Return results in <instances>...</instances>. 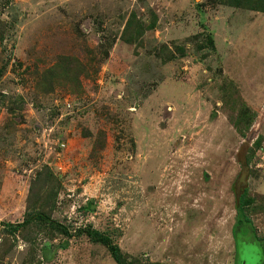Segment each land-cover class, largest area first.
<instances>
[{
    "label": "rangeland",
    "instance_id": "1",
    "mask_svg": "<svg viewBox=\"0 0 264 264\" xmlns=\"http://www.w3.org/2000/svg\"><path fill=\"white\" fill-rule=\"evenodd\" d=\"M1 36L0 264H118L88 228L142 264H238L242 243L264 256V12L0 0ZM60 55L86 65L82 85L48 92ZM41 212L71 235L11 230Z\"/></svg>",
    "mask_w": 264,
    "mask_h": 264
},
{
    "label": "trees",
    "instance_id": "2",
    "mask_svg": "<svg viewBox=\"0 0 264 264\" xmlns=\"http://www.w3.org/2000/svg\"><path fill=\"white\" fill-rule=\"evenodd\" d=\"M231 6L235 7H242L244 9H252V10H258L260 12H264V0H227ZM136 15L132 14L131 17L128 19V22L126 24V28H129L131 26H135L136 33L137 35H141L142 31L146 29L145 24H142L138 22L135 19ZM134 22V24H133ZM149 27H153L150 26ZM1 39L3 36L0 37ZM131 40L127 39L128 42L133 41L132 38ZM207 44L211 46H215V40L214 36H209L207 38ZM57 65V66H55ZM55 65L52 66L50 69L49 76L47 77L50 80V83L47 84L48 86L46 87V91H51L53 89L54 82L59 80L61 77L66 78L67 81H72L73 84L78 86H81V77L82 75L86 72V65L83 64V62L76 56H69V55H60L58 57L57 62ZM82 74V75H81ZM45 77V76H44ZM240 115L239 118L240 120L245 121L247 120L248 122L245 123L248 125L251 124L252 120L254 119V116L252 113L249 114V111L245 109V107L241 108L239 110ZM254 114V113H253ZM259 141V140H258ZM257 141V145L259 144ZM253 201V198L248 196L247 193L243 194L241 197V204L238 207V211L242 212V215H244L245 219H250V217L246 214V207L250 206ZM260 208H264V202L263 205H260ZM257 209V208H256ZM253 210H255L253 208ZM239 222H242V218L239 217ZM43 222L46 225V228L52 230V229H57L60 233L65 234V235H71L70 229L68 228L67 225L61 224V223H56L52 221L48 216L45 214L38 213L35 216H27V218L24 220V222H20L17 224H12L11 230L16 231L22 227L31 225L32 223H36L37 225H40V223ZM87 233V235L95 242H100L102 244L107 245L110 250L112 251V255L114 259L118 262V264H142L139 262V260L134 257L131 260H129V255L124 254L120 247L117 244H114L111 242V238L104 234L103 232L96 230V229H91L88 228L86 230H81Z\"/></svg>",
    "mask_w": 264,
    "mask_h": 264
},
{
    "label": "water",
    "instance_id": "3",
    "mask_svg": "<svg viewBox=\"0 0 264 264\" xmlns=\"http://www.w3.org/2000/svg\"><path fill=\"white\" fill-rule=\"evenodd\" d=\"M238 181L246 182L245 174H241ZM238 195H240L239 189H238ZM247 244H249V246L246 245L247 248H249V250L248 252H243L244 256H242V261L239 262L238 264H263L264 256L261 247H259L255 243H247Z\"/></svg>",
    "mask_w": 264,
    "mask_h": 264
},
{
    "label": "flooded vegetation",
    "instance_id": "4",
    "mask_svg": "<svg viewBox=\"0 0 264 264\" xmlns=\"http://www.w3.org/2000/svg\"><path fill=\"white\" fill-rule=\"evenodd\" d=\"M245 247L246 246L244 245V243H242V254H243V252H248V250H249V248L246 249Z\"/></svg>",
    "mask_w": 264,
    "mask_h": 264
}]
</instances>
